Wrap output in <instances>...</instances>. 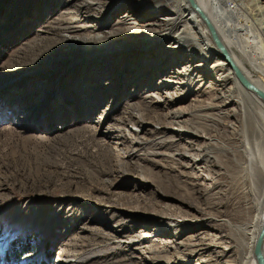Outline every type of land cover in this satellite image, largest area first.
I'll return each instance as SVG.
<instances>
[{"label":"rangeland","instance_id":"rangeland-1","mask_svg":"<svg viewBox=\"0 0 264 264\" xmlns=\"http://www.w3.org/2000/svg\"><path fill=\"white\" fill-rule=\"evenodd\" d=\"M96 1L103 5L104 13L91 21L88 12L73 10L74 0H0V264H207L204 261H211L208 254L213 249L204 251L200 258L188 253L202 242L204 234H223L206 228L189 230L182 223L183 219L186 224L199 219L197 207L214 214L208 209L213 201L201 196L207 193L201 185L207 181L196 175L200 168L192 164L183 169L182 160L166 157L174 150L182 151L177 144L184 143L176 136L172 145L166 142L154 150L160 154L156 163L141 159L151 148L150 142L170 139L175 135L173 130L182 127L180 122L188 121L184 115L176 122L173 114L177 108L191 113L221 98L228 102L224 109H233L229 102L236 96L233 83L223 81L227 73L221 57L205 48L195 59L185 56L179 60L180 56L166 49L173 47L171 41L157 47L150 44L149 39L156 34L147 31L152 27L147 26L151 19L146 14L135 23L139 42L118 39L128 32L120 28V17L134 7V1ZM248 6L264 8V0L251 1ZM67 10L70 14L64 15ZM151 13L157 20L164 18ZM245 14L254 32L264 27V13ZM184 15L187 21L192 20L189 24L194 31L201 33L191 13ZM86 22L100 28L97 33L119 31L97 43L81 45V52L102 58L109 56L112 48L150 44L147 52L153 55L148 58L152 66L161 64L166 69L151 74L147 71L150 67H144L148 77L131 85L127 68L121 66L120 71L118 63L110 60L107 67L114 63L117 71L105 69L101 65L105 60L98 65L109 72L99 74L89 88L87 84L78 90L76 84L88 81L85 77L93 67L85 68V74L79 73L78 78V72L71 73L70 68L42 67L40 62L46 64L49 57L37 46L41 40L65 36L61 28L87 26ZM261 35L264 46V30ZM134 52L138 49L129 54L137 56ZM123 53H116L121 55L116 58ZM161 54L164 60L158 58ZM177 62L180 64L175 65ZM189 93L187 101L175 105V99ZM130 99L150 110L141 127L130 119L118 122L125 118L121 105ZM88 102L91 104L86 106ZM157 115L167 116V124L156 122L153 116ZM111 128L121 129L124 141L114 139L118 132ZM224 130L221 133L228 135L229 128ZM137 131L143 147L132 144ZM217 139L223 147V138ZM199 140L192 142L200 145L203 142ZM123 148L130 151L126 153L129 157L117 155L116 150ZM132 150L138 151L134 154ZM220 163L222 173L231 175L239 159L223 153ZM210 170L219 173L218 167ZM182 173L191 176L197 195L179 185ZM178 224L182 226L176 229Z\"/></svg>","mask_w":264,"mask_h":264},{"label":"bare ground","instance_id":"bare-ground-1","mask_svg":"<svg viewBox=\"0 0 264 264\" xmlns=\"http://www.w3.org/2000/svg\"><path fill=\"white\" fill-rule=\"evenodd\" d=\"M74 1L76 3L72 6L73 10L82 9L84 13L88 12L91 21L93 19L97 21L98 18L103 16L104 8L100 2L96 0ZM133 1L135 3L134 7L128 8L127 12L120 17V21L118 22L121 25L120 28L124 32H128L124 33L125 36L118 39L134 44L139 42L136 37L139 33H136L134 27L139 16L144 17L146 14L145 17L151 19V23L147 26L152 27L151 30L147 31L156 34L149 39L150 44H155V47H157L163 42L171 41L173 47L166 49L174 52L176 57L180 56L179 60H182L185 56H188L189 59H195L197 53H200L203 48L207 49L208 53L221 57L222 66L225 69L224 73H227L224 76L223 74L221 75L223 76V81H231L233 83L232 92L236 94L235 99L229 101L232 104L230 106H234L233 109H224L223 106H227L228 102L221 101V98L216 99V102L219 101L218 103L198 106L191 113H187L184 107L177 108L173 114L176 122L179 123L182 119L181 117L184 115H188V121L186 123L180 122L182 127L174 129L175 135L173 134L170 139L164 142H159V140L150 142L151 148L148 152L142 154L143 158L141 161L156 163L155 157L160 154L154 152V150L161 149L165 146L166 142L169 143L168 145H172L175 143L173 139L175 136L179 138V141H183V145L177 144L178 147H181V152L174 150V153L166 157L182 160L183 164H180V166L183 169H188L192 164H196L200 168V170H196V175L205 177V181H207V183L201 184L204 187L206 186L207 190V193L202 192L201 196H206V199L213 201L208 204V209L211 208L214 214L206 213L204 209L197 207L195 211L200 214L199 219H195L193 224L191 222L187 223L188 225L183 219L182 223L189 230H193V227L197 229L206 228L215 231L216 234H223H219V236L204 234L206 237L202 238V242L194 244L188 254L191 257L198 256L200 258V255L204 251L213 249L208 254L211 261H204L207 264L213 262L215 264H257L254 249L264 224V100L262 99L264 98V46L260 38L264 27L254 32L251 24L245 18V13H253L255 11L257 13H264V8L258 7L256 9V6L254 8L248 6L251 1L258 2L259 0ZM69 12L67 10V13H64V15L70 14ZM150 12L161 14L164 18L157 20L155 13L149 14ZM186 12L191 13L194 18L193 23L197 25L201 33L194 31V27L189 24V21L192 20L187 21L185 18L184 13ZM262 16L261 21L264 23V14ZM159 21L162 24H159ZM76 22L75 20L73 21V23ZM85 25L87 26L63 27L61 28V33H64L65 36L58 34L52 39L41 40L37 46L42 49L43 56H48L49 60L44 65L38 59L36 62H40L42 67L62 66V68H70L71 73L73 71L78 72L77 76H75L76 78L79 77V73L85 74V68L93 67L90 70L92 73L89 72L91 75L88 77V73L85 77L88 81L80 84V86L76 84L75 87L78 90L87 84L89 88L95 83V79L99 74L109 72V70H101V65L105 69L112 68L117 71V68H114V63H111L107 67L106 64L110 60L111 62L116 61L118 63L120 71H123L120 68L121 66L129 70L128 73L133 80L130 82L131 85L140 83L148 77L145 73L147 67H150V70L147 71L151 74L161 73L166 69L161 64V66H152L153 63L148 58L153 57V55L147 52L150 44L141 47L127 45L123 49L112 48L108 53L109 56H102V58L96 54L93 57L89 56L91 52L88 54L85 50L81 52L83 49L81 45L97 43L108 35L119 31L116 28L111 29L108 33H97L100 28L93 25L92 22H86ZM208 26L214 32L224 53L214 44ZM153 27L157 29L155 30ZM78 32L82 34H78ZM174 43L176 46H174ZM201 43H203L202 47L200 46ZM135 49H138V52L132 54L137 53V56L130 55L129 53ZM120 51H124L123 57L116 58L121 56L116 55ZM153 51L155 53V50ZM158 58H163L164 60L162 54ZM103 61H105L104 64L98 65L103 63ZM166 61H169V59L166 58ZM179 64L177 62L175 65ZM94 67L96 70H94ZM139 67H142L143 70ZM144 67L146 68L144 69ZM115 73L119 74L118 72ZM237 74L249 86L261 94L262 98L255 91L246 88L240 82ZM67 80H72V78ZM73 80V83H77L75 82L76 79ZM227 92H231V90L227 89ZM190 96L191 93L175 99V105L184 103ZM105 97L106 95L104 94L103 99ZM132 102V99H130L121 105L120 112L123 113L125 118L118 120V122L123 124V121L126 122L127 119H130L134 121L136 126L141 127L150 110L142 105V103L140 104L139 101L136 103ZM165 103L168 106L170 105V102ZM90 104L88 102L85 105L89 106ZM199 113L203 114L198 115ZM153 118L156 122L167 124V116L157 115L153 116ZM223 120L230 123L226 124ZM225 126L230 130L227 133L228 135L221 133V131H225ZM111 129H115L118 132V135L114 139L120 142L124 141L123 135L120 134L121 129ZM138 133L137 131L136 138L132 141V144L137 147H143V139L138 137ZM217 138H223V147L220 148L222 143ZM199 139H202L203 143L194 145L193 142H201ZM116 151L119 152L117 155H121V158L129 157L126 153L130 151H126L124 148L117 149ZM132 151V153L136 154L138 150ZM223 153L239 159V163L231 175H224L222 173L223 168L220 163V155ZM211 167H218L219 173L214 174L210 170ZM179 180L181 181L180 186L190 188V195H197L190 175L182 173ZM181 226L178 224L175 228L178 229ZM82 229L84 230L85 228ZM205 241H208V243H205ZM174 253L176 254L177 252L174 251ZM259 253L264 263V233L261 236ZM167 256L169 258L173 257L170 254H167ZM221 261L223 262L221 263Z\"/></svg>","mask_w":264,"mask_h":264},{"label":"water","instance_id":"water-1","mask_svg":"<svg viewBox=\"0 0 264 264\" xmlns=\"http://www.w3.org/2000/svg\"><path fill=\"white\" fill-rule=\"evenodd\" d=\"M208 25V24H207ZM208 29H209V31H210V33H211V37H212V40H213V42H214V44L216 45V47H218V49L222 52V53H224L223 52V49L221 48V46H220V44L218 43V41H217V38L215 37V35H214V32L209 28V26H208ZM225 56V55H224ZM226 57V56H225ZM237 76H238V78H239V80H240V82L246 87V88H248V89H251L252 91H255L251 86H249L238 74H237ZM261 98H262V95L261 94H259L257 91H255ZM263 100H264V98H262ZM263 233H264V224H263V226H262V229H261V231H260V234H259V236H258V239H257V241H256V246H255V249H254V253H255V258H256V263L257 264H264L263 263V260H262V258H261V256H260V253H259V244H260V240H261V236L263 235Z\"/></svg>","mask_w":264,"mask_h":264}]
</instances>
